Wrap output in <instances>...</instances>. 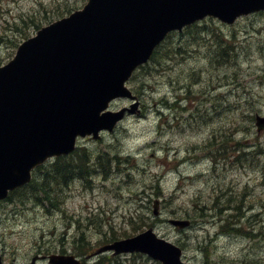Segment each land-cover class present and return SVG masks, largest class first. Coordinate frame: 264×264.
<instances>
[{
    "label": "rangeland",
    "instance_id": "obj_1",
    "mask_svg": "<svg viewBox=\"0 0 264 264\" xmlns=\"http://www.w3.org/2000/svg\"><path fill=\"white\" fill-rule=\"evenodd\" d=\"M86 2L0 0V63L38 30L34 21L43 26ZM204 22L228 40L231 49L223 52L229 54V63H214L208 53L215 43L211 33L204 34L199 44L192 33L174 35L175 50L164 61L169 68L158 75L149 69L137 73L142 112L128 115L102 138L79 141L78 149L89 152V168L71 186L62 190L57 185L65 194L61 208L16 193L0 201V253L5 264H24L43 250L78 252L79 239L85 240L83 245H93V250L106 239L131 236L150 226L180 245L188 262L264 264L260 222L252 236L218 234L214 218L198 216L201 210L196 207L210 203L215 189H228L247 205V224L256 223L258 212H264V130L259 132L256 124L257 113L264 115V11L241 18L233 26L211 18ZM195 71L201 81L186 103L200 105L207 115L192 119V113L185 110L183 117L188 119L179 117V125L160 126L159 109L163 107L159 101L162 97L173 101L177 94L172 79L185 75L192 79ZM124 104V99H118L113 107ZM167 112L166 120L174 116L168 110L164 114ZM210 142L216 145L210 146ZM216 149L224 154L218 156L221 164L215 169L212 157L206 155H214ZM175 217L197 219L191 226L179 228L169 221ZM104 255V262L162 264L139 252ZM100 261L94 258L84 264Z\"/></svg>",
    "mask_w": 264,
    "mask_h": 264
},
{
    "label": "water",
    "instance_id": "obj_2",
    "mask_svg": "<svg viewBox=\"0 0 264 264\" xmlns=\"http://www.w3.org/2000/svg\"><path fill=\"white\" fill-rule=\"evenodd\" d=\"M263 8L264 0H88L82 9L43 26L0 65V199L31 181L33 169L51 156L72 151L79 135L98 137L127 110L136 111L139 101L120 109L110 105L120 97L137 99L127 82L170 31L209 15L233 23ZM258 124L264 125V117ZM171 222L190 224L188 219ZM107 250L144 252L163 264H192L179 245L152 227L96 253ZM49 258L53 264L80 263L75 255Z\"/></svg>",
    "mask_w": 264,
    "mask_h": 264
},
{
    "label": "trees",
    "instance_id": "obj_3",
    "mask_svg": "<svg viewBox=\"0 0 264 264\" xmlns=\"http://www.w3.org/2000/svg\"><path fill=\"white\" fill-rule=\"evenodd\" d=\"M28 17H30V15ZM23 19L26 18L22 17V20ZM34 24L37 28L42 26V23L40 22L34 21ZM185 30L186 32L181 33V35L184 36V34L192 33V37L198 44L200 43L199 41L203 39V35L210 34L211 31L210 26L204 22L194 23L186 27ZM176 34L177 32L170 33L166 37V39L157 47L151 60L146 65L140 67L139 70H145V72H147V70L149 69V73L153 72L152 70H155L158 72L155 75H158L161 74L165 69L169 68L165 67L164 61L169 58L175 50L172 37ZM213 38L216 40V45L211 46L208 53L212 58H214V63L218 65L229 63L226 61L229 54H225L223 52L224 49L228 48L222 47L227 45H225L223 43V40L218 37L217 31H214ZM139 70L137 71V73L139 72ZM137 73L133 78L132 84H134V87L139 91V89L141 90L140 85H138V87H136L135 85L136 78L138 77ZM192 75L194 77L192 79H189L186 75L183 78L179 77L178 79H172V84L177 90L175 99L173 101H170L167 98L162 97L161 101H159V106L163 107L162 104H164L165 106H170V108L173 109L172 113L174 114V116L171 115L169 120H166V116H164L163 118V113L162 111H160V125L165 123L170 124V121L173 120V118L178 119L177 123L181 121L179 117L182 119H188L187 117H183V111L185 110H188L192 113L191 115H189V117L192 119L205 118V116L207 115V113H204L205 111L202 110L200 105H188V103H186L189 102L191 98L193 99V96H195V92L193 90L194 85H197L201 81V79L197 78L196 71L193 72ZM211 145L216 144L210 142V146ZM221 154L224 153H222L220 149H216V153L214 155L210 154V156L216 161V157ZM237 160L240 161L238 158ZM89 162V152L85 148L76 149L69 156H60L44 163L43 165H40L36 169L33 181L26 186L16 189L13 193L21 194V196L25 197L36 196L42 203L43 201H47L51 205H53V209H57V207L61 208L60 204L63 203L65 194L63 195V192L57 187V185L61 184L63 190V188L66 185L70 184L75 177H77L79 174H82L86 168H89ZM107 163H111V158L110 161H107ZM211 198L212 201L210 203L202 204L196 207L198 208V210H201L200 215L198 216H206L210 214L214 218V220L219 225L218 234H235L236 236L241 235L244 238V236H252L254 233H256L255 231L257 229L256 226L258 222H260L264 227V212L262 211L258 212L260 217L258 218V221L256 223L249 225L244 222L245 218H247L248 211L245 210V207L247 205L244 203V200H239L236 195L229 193L228 189H215L214 194ZM248 208L250 210L252 206H248ZM196 219L197 218L195 217L193 220L195 221ZM258 233L262 234L264 233V231L262 230ZM114 238L117 237H112L102 242L104 243L105 241L113 240ZM84 242L85 240L81 239V242L78 243L80 244V250L78 251V253L86 255L92 251L91 249L93 245H90L88 243L83 245ZM204 247L207 249L206 244H203L202 248ZM98 258L101 259V261L97 264H124L121 262L115 263V261L112 260H110V262H104V260L106 259L105 255L98 256Z\"/></svg>",
    "mask_w": 264,
    "mask_h": 264
},
{
    "label": "bare ground",
    "instance_id": "obj_4",
    "mask_svg": "<svg viewBox=\"0 0 264 264\" xmlns=\"http://www.w3.org/2000/svg\"><path fill=\"white\" fill-rule=\"evenodd\" d=\"M232 80V79H231ZM236 179V178H235Z\"/></svg>",
    "mask_w": 264,
    "mask_h": 264
}]
</instances>
